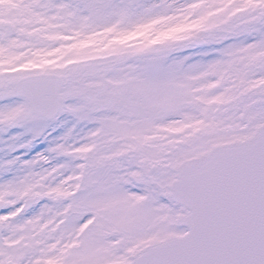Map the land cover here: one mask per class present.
Returning a JSON list of instances; mask_svg holds the SVG:
<instances>
[{"label": "snow or ice", "instance_id": "1", "mask_svg": "<svg viewBox=\"0 0 264 264\" xmlns=\"http://www.w3.org/2000/svg\"><path fill=\"white\" fill-rule=\"evenodd\" d=\"M13 128L0 264H264V0H0Z\"/></svg>", "mask_w": 264, "mask_h": 264}, {"label": "rangeland", "instance_id": "2", "mask_svg": "<svg viewBox=\"0 0 264 264\" xmlns=\"http://www.w3.org/2000/svg\"><path fill=\"white\" fill-rule=\"evenodd\" d=\"M142 3H158L159 0H141ZM178 2H181V0H178ZM151 35L146 34L144 36H137L135 39L138 41L142 40H149L151 39ZM251 37L247 35H242L237 40H247ZM218 47L216 45H204L202 47L198 48H190L185 51L181 52H175L172 53L169 57V61L172 59H179L180 57H183L185 55H191V60L187 61V63H192L195 61H207L209 59L214 58L215 53L212 52V49ZM208 52L209 55H203V53ZM166 61L165 63H167ZM72 102V101H70ZM73 133L71 139H75L78 136L84 135L89 128H91L93 125L88 123L87 121H80L77 122L76 119L69 113H63L60 114L56 120L51 122H45L44 124H41V127H44L45 133H51L50 136L45 137V135H42L41 137L37 138L35 141H33L32 145L28 149H22V152H25L26 155H24V159L31 158L35 153L44 151L47 147L50 146L51 142L54 140V138L59 137L63 135V133L70 127H73ZM54 129V131H53ZM25 131L24 129L17 128L14 130H8L7 132H0V162L6 161L8 159H11L13 155H16L17 153L10 152L9 151V143L7 141V137L11 136L14 133H19ZM31 133H26L22 139L27 140ZM19 142V141H18ZM67 162L69 164L73 163L72 161H69L65 157H55L54 154H52V163H63ZM20 169L18 168H12L8 170H0V180H6L13 174L19 172ZM36 211V207L30 208L25 215H31L33 212Z\"/></svg>", "mask_w": 264, "mask_h": 264}]
</instances>
